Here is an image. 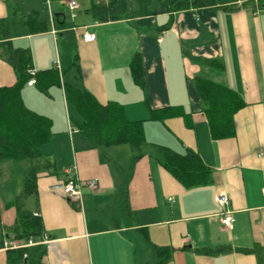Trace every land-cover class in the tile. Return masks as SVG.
Here are the masks:
<instances>
[{"label":"crops","instance_id":"1","mask_svg":"<svg viewBox=\"0 0 264 264\" xmlns=\"http://www.w3.org/2000/svg\"><path fill=\"white\" fill-rule=\"evenodd\" d=\"M88 1L78 0L71 12L67 0H0L10 41L30 49L34 71L60 68V86L43 93L27 85L22 92L27 108L52 120L55 135L41 148L56 159L55 173L38 174L30 208L44 227V264H155V248L172 250L165 264H264V0H184L180 9H173L180 0H148L141 15L106 23L95 20ZM12 8L38 14L47 30L32 33ZM86 31L95 42L82 40ZM1 50L0 86H12L16 75ZM137 52L143 88L130 68ZM206 59H219L224 71L195 61ZM199 76L242 97L232 137L213 139L195 86ZM66 84L101 104H120L128 121L143 122L149 144L198 154L212 172L210 184L186 189L150 152L136 161L132 150H121L125 145L96 146L71 122L78 116ZM166 109L174 115L152 119ZM69 179H95L99 189L84 188L79 203L64 194ZM220 192L230 196L232 229L220 221ZM9 209L11 221L3 215ZM1 220L12 230L16 208L1 203ZM6 251L0 249V264H8Z\"/></svg>","mask_w":264,"mask_h":264},{"label":"trees","instance_id":"2","mask_svg":"<svg viewBox=\"0 0 264 264\" xmlns=\"http://www.w3.org/2000/svg\"><path fill=\"white\" fill-rule=\"evenodd\" d=\"M148 0H91L93 17L98 22H115L134 18L142 14V7ZM261 7H264L262 2ZM187 7L184 0L175 2L173 9ZM11 16L28 26L32 33L47 30L38 14L21 16L11 9ZM1 57L9 63L15 72L16 82L12 86H0V249H5L6 240L20 242L33 241L34 246L7 250L8 264H44L46 255L45 231L40 217L26 207V200L37 193V176L42 172L55 173L56 159L45 157L41 148L51 143L55 136L50 118L40 115L23 102L22 92L28 82L34 78V85L43 93L61 85V75L57 67L36 71L29 48L16 49L10 41L9 20H0ZM213 73L224 71L219 59L195 60ZM136 84L144 87L143 57L137 52L130 64ZM204 112L208 118L213 139L230 138L235 132V115L243 109L242 97L224 84L210 77L199 76L195 79ZM68 103L75 109L77 116L71 115V122L79 131L98 147H131L133 159L139 160L147 153H152L158 162L186 189H193L210 184L211 170L195 152L181 155L164 146L149 144L145 138L143 122H131L125 117L122 106L116 102L101 104L89 92L71 85H64ZM174 109V108H172ZM170 111L157 110L152 119L173 116ZM169 112V113H168ZM22 188L17 193L19 176ZM16 184V187H15ZM1 203L6 207H15L17 223L10 231L4 230L1 220ZM228 251L231 248L227 249ZM257 250H243V253H256ZM203 253H212L204 250ZM158 261L165 264L172 257L169 248H155ZM26 256V257H25Z\"/></svg>","mask_w":264,"mask_h":264},{"label":"built area","instance_id":"3","mask_svg":"<svg viewBox=\"0 0 264 264\" xmlns=\"http://www.w3.org/2000/svg\"><path fill=\"white\" fill-rule=\"evenodd\" d=\"M102 1V0H99ZM68 7L71 12H74L79 8L78 0H67ZM97 39V36L95 33L92 32H84L82 35V40L85 43H93ZM58 70L60 71V68L57 66ZM30 73L32 75L35 74L34 70H31ZM36 84V80L32 78L28 82V86H34ZM63 191L64 194L73 201L81 202L82 200V192L84 188H88L92 191H96L99 189V182L95 179H91L88 181H79L76 179H69L65 184H63ZM263 195H264V189H263ZM216 201L219 204V206L222 209V213L220 214V221L224 228L226 229H232L234 225V212L230 211L228 209L229 205L231 204L230 196L226 192H220L216 196ZM34 216L40 217V214L38 212L34 213ZM46 243V239L44 241ZM36 243L33 241H28L27 243H21L16 240H11L9 242H6L4 244L5 248L7 250L10 249H20V248H26L30 246H34Z\"/></svg>","mask_w":264,"mask_h":264},{"label":"rangeland","instance_id":"4","mask_svg":"<svg viewBox=\"0 0 264 264\" xmlns=\"http://www.w3.org/2000/svg\"><path fill=\"white\" fill-rule=\"evenodd\" d=\"M80 2H81V0H79ZM86 2H88V4H89V1L88 0H86ZM76 116H77V114H76ZM131 147L130 146H127V145H125L124 147H122V149L121 150H123L124 152H128V153H130V151L129 150H131L130 149ZM23 179V175L21 176H19L18 177V180H19V182L17 181V185L19 186V188L17 189L18 191H17V193H20V191H21V188H22V183H21V180ZM15 187H16V184H15ZM33 201H32V197H30L28 200H26V207L30 210V208L32 209L34 206H33V203H32ZM13 209H9V210H3V215H4V220H8V221H11V211H12ZM10 211V212H9ZM9 212V213H8ZM13 214V213H12Z\"/></svg>","mask_w":264,"mask_h":264}]
</instances>
